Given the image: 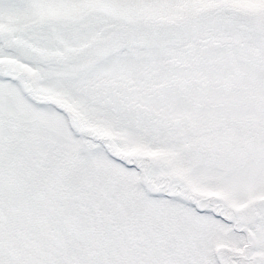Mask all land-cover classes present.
<instances>
[{"label":"snow or ice","instance_id":"1","mask_svg":"<svg viewBox=\"0 0 264 264\" xmlns=\"http://www.w3.org/2000/svg\"><path fill=\"white\" fill-rule=\"evenodd\" d=\"M0 264H264V0H0Z\"/></svg>","mask_w":264,"mask_h":264}]
</instances>
